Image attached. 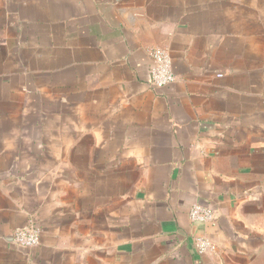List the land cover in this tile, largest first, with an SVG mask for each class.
<instances>
[{
    "label": "crops",
    "instance_id": "obj_1",
    "mask_svg": "<svg viewBox=\"0 0 264 264\" xmlns=\"http://www.w3.org/2000/svg\"><path fill=\"white\" fill-rule=\"evenodd\" d=\"M263 233L264 0H0V264H237Z\"/></svg>",
    "mask_w": 264,
    "mask_h": 264
},
{
    "label": "built area",
    "instance_id": "obj_2",
    "mask_svg": "<svg viewBox=\"0 0 264 264\" xmlns=\"http://www.w3.org/2000/svg\"><path fill=\"white\" fill-rule=\"evenodd\" d=\"M151 67L148 75V84L153 88H164L176 81L173 72V60L170 52L161 47L149 51ZM189 218L193 224L208 225L213 223L214 214L210 208L199 203H194L189 209ZM42 230L40 227L30 224L26 229L18 230L12 237V242L25 249L36 248L40 245ZM196 251L199 255H212L216 253V245L207 237L201 236L195 240Z\"/></svg>",
    "mask_w": 264,
    "mask_h": 264
},
{
    "label": "rangeland",
    "instance_id": "obj_3",
    "mask_svg": "<svg viewBox=\"0 0 264 264\" xmlns=\"http://www.w3.org/2000/svg\"><path fill=\"white\" fill-rule=\"evenodd\" d=\"M262 243L261 249H258L252 256L241 257L237 264H264V239Z\"/></svg>",
    "mask_w": 264,
    "mask_h": 264
}]
</instances>
